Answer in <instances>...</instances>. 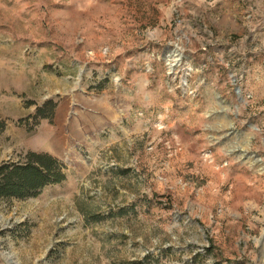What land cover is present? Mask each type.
Listing matches in <instances>:
<instances>
[{"label": "rangeland", "instance_id": "1", "mask_svg": "<svg viewBox=\"0 0 264 264\" xmlns=\"http://www.w3.org/2000/svg\"><path fill=\"white\" fill-rule=\"evenodd\" d=\"M28 151L66 178L0 198V264H264V0H0Z\"/></svg>", "mask_w": 264, "mask_h": 264}, {"label": "trees", "instance_id": "2", "mask_svg": "<svg viewBox=\"0 0 264 264\" xmlns=\"http://www.w3.org/2000/svg\"><path fill=\"white\" fill-rule=\"evenodd\" d=\"M50 111H53L52 103ZM65 167L46 152L28 151L16 161L0 163V198L25 200L48 185L65 180Z\"/></svg>", "mask_w": 264, "mask_h": 264}]
</instances>
